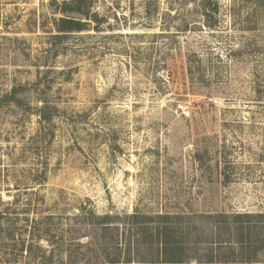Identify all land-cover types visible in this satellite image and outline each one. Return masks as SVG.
<instances>
[{
  "label": "rangeland",
  "instance_id": "rangeland-1",
  "mask_svg": "<svg viewBox=\"0 0 264 264\" xmlns=\"http://www.w3.org/2000/svg\"><path fill=\"white\" fill-rule=\"evenodd\" d=\"M70 1L0 0V264H123L137 215L220 254L264 215V0H92L61 37Z\"/></svg>",
  "mask_w": 264,
  "mask_h": 264
},
{
  "label": "trees",
  "instance_id": "trees-1",
  "mask_svg": "<svg viewBox=\"0 0 264 264\" xmlns=\"http://www.w3.org/2000/svg\"><path fill=\"white\" fill-rule=\"evenodd\" d=\"M91 3L92 0H71L70 2H64L61 6L63 13L80 14L85 20L71 17L61 18L58 26V33L63 35L61 37L86 30L87 22L90 20ZM136 219L137 223H141L140 220L144 219L141 227L134 233L137 236V249L134 250V253L129 251V260L123 264H187L189 262L190 258H188L189 255L187 253L190 251V248L176 241L172 242L173 235L176 233L174 228L168 226L154 230L155 228H150L151 226L148 224L149 221L146 216L137 215ZM259 228H264V215L256 217L237 214L233 217V221L229 220V217L221 215V220L217 224L219 232L215 229L218 240L211 245L220 254H214L213 251H209V254L204 256L207 259L205 261H197V264H264L258 260L259 255L264 256V240L253 242L252 244L249 241L250 238L247 237L250 232L257 231ZM222 231H225L227 234V236L223 237L227 238L221 237L220 233H223ZM154 237L162 243H159L158 248H154L153 252H147L145 246L148 243L146 241L147 239L152 241ZM238 247H241V259L239 261L236 260ZM109 263L120 264L113 260H109Z\"/></svg>",
  "mask_w": 264,
  "mask_h": 264
},
{
  "label": "built area",
  "instance_id": "built-area-1",
  "mask_svg": "<svg viewBox=\"0 0 264 264\" xmlns=\"http://www.w3.org/2000/svg\"><path fill=\"white\" fill-rule=\"evenodd\" d=\"M185 115H186V116H189V112H187Z\"/></svg>",
  "mask_w": 264,
  "mask_h": 264
}]
</instances>
